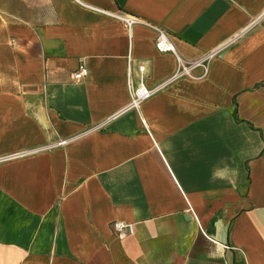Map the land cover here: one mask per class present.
I'll return each instance as SVG.
<instances>
[{
  "label": "crops",
  "instance_id": "obj_1",
  "mask_svg": "<svg viewBox=\"0 0 264 264\" xmlns=\"http://www.w3.org/2000/svg\"><path fill=\"white\" fill-rule=\"evenodd\" d=\"M0 264H264V0H0Z\"/></svg>",
  "mask_w": 264,
  "mask_h": 264
},
{
  "label": "built area",
  "instance_id": "obj_2",
  "mask_svg": "<svg viewBox=\"0 0 264 264\" xmlns=\"http://www.w3.org/2000/svg\"><path fill=\"white\" fill-rule=\"evenodd\" d=\"M121 20L125 24V26L129 29L134 24L137 23V18L132 15H122ZM156 48L161 52H172L177 56L178 60V68L174 75L176 76H183V75H191V70L194 66L200 65L201 63H204L212 57L213 53H210L206 55L205 57L194 60V61H185L178 55L177 53V47L174 41L172 40L169 33L163 29L159 30V34L155 41ZM140 70L143 72L145 70L144 66H140ZM88 74V67L84 62H82L79 65V68L77 71H75L72 76L74 79H82ZM154 89L148 87L143 82L140 83L139 86L135 87L132 90V96L129 104L127 105V108H139L141 104L149 99L154 94ZM68 142V139H62L58 142V144H66ZM114 228L122 233L123 231H127L129 233H133L135 231V226L132 223H127L124 221H116L114 222Z\"/></svg>",
  "mask_w": 264,
  "mask_h": 264
}]
</instances>
